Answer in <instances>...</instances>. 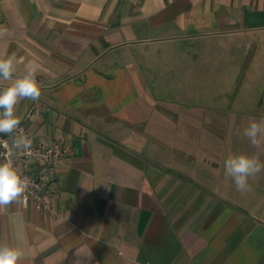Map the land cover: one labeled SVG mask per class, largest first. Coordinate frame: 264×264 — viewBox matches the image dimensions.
<instances>
[{
	"label": "crops",
	"instance_id": "obj_1",
	"mask_svg": "<svg viewBox=\"0 0 264 264\" xmlns=\"http://www.w3.org/2000/svg\"><path fill=\"white\" fill-rule=\"evenodd\" d=\"M8 56L13 80L37 70L39 99L17 105L26 131L72 145L56 165V214L0 207V244L20 247L22 264H264V170L246 193L224 170L233 154L264 163V139L231 130L247 126L239 111L152 86L184 71L176 61L205 75L226 57L245 62L239 95L246 67L264 64V0H0ZM258 109L256 120L264 97Z\"/></svg>",
	"mask_w": 264,
	"mask_h": 264
},
{
	"label": "clouds",
	"instance_id": "obj_2",
	"mask_svg": "<svg viewBox=\"0 0 264 264\" xmlns=\"http://www.w3.org/2000/svg\"><path fill=\"white\" fill-rule=\"evenodd\" d=\"M15 57H0V80H13L15 73ZM37 70L28 67L22 77L15 78L13 83L0 89V134L12 139L11 148L3 142L4 152H0V207L27 200L30 180L16 167L14 156L30 155L32 140L20 127L22 118L17 115V105L24 100L37 101L41 95L40 84L37 81ZM16 133L15 136L12 134ZM238 135L257 146L264 139V118L256 120L249 118L247 126ZM225 175L231 177L236 189L241 193L251 190L249 179L264 170V163L252 155L240 153L230 155L224 162ZM31 195H35L31 193ZM24 258L20 247L0 244V264H22Z\"/></svg>",
	"mask_w": 264,
	"mask_h": 264
},
{
	"label": "rangeland",
	"instance_id": "obj_3",
	"mask_svg": "<svg viewBox=\"0 0 264 264\" xmlns=\"http://www.w3.org/2000/svg\"><path fill=\"white\" fill-rule=\"evenodd\" d=\"M211 52L217 53L215 46ZM191 65L189 69L180 60L176 61L175 66L183 69L184 74L180 71L174 75L170 74L169 77L157 78L152 85L159 93L156 96L164 97L176 104L205 106L208 112L209 109L217 108L230 118L239 111L238 113L243 116L238 117L239 122L260 114L258 100L264 97V64L262 62L255 64V68L252 65L249 68L246 67L245 75L241 80L240 93L235 97L233 94L236 78L245 65L243 60L239 59L235 62L227 60L226 57L210 60L205 64V75L202 72L196 75V68L193 64ZM183 90L186 94L179 96L178 92ZM244 127L246 126L231 128V130L238 133V130L242 132Z\"/></svg>",
	"mask_w": 264,
	"mask_h": 264
},
{
	"label": "built area",
	"instance_id": "obj_4",
	"mask_svg": "<svg viewBox=\"0 0 264 264\" xmlns=\"http://www.w3.org/2000/svg\"><path fill=\"white\" fill-rule=\"evenodd\" d=\"M34 112L38 114L39 109L35 108ZM20 127L32 140L30 155L21 154L13 157L16 167L23 175L27 176L31 182L29 188L30 194L26 201L21 199V204L24 206L29 201H32L38 210L56 214L51 203L56 193V165L71 152L72 145L71 143H64L58 140L36 138L29 134L22 124ZM12 135L15 136L16 133ZM5 141L8 147L11 148V137L0 134V152L5 151V147L3 146V142ZM0 160H2V158H0ZM38 165L42 167L37 168ZM31 193L35 195H31Z\"/></svg>",
	"mask_w": 264,
	"mask_h": 264
}]
</instances>
